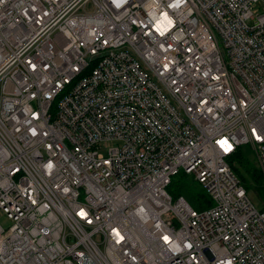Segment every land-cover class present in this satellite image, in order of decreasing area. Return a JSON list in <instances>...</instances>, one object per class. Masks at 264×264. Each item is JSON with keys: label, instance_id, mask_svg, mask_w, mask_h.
<instances>
[{"label": "built area", "instance_id": "obj_1", "mask_svg": "<svg viewBox=\"0 0 264 264\" xmlns=\"http://www.w3.org/2000/svg\"><path fill=\"white\" fill-rule=\"evenodd\" d=\"M238 145L264 181V0H0V264H264Z\"/></svg>", "mask_w": 264, "mask_h": 264}, {"label": "trees", "instance_id": "obj_2", "mask_svg": "<svg viewBox=\"0 0 264 264\" xmlns=\"http://www.w3.org/2000/svg\"><path fill=\"white\" fill-rule=\"evenodd\" d=\"M226 162L246 195L254 193L258 204L264 207V183L254 156L247 145H238L226 157ZM170 197L182 196L192 208L201 209L211 205V201L200 183L191 175L178 170L170 179L167 187Z\"/></svg>", "mask_w": 264, "mask_h": 264}, {"label": "rangeland", "instance_id": "obj_3", "mask_svg": "<svg viewBox=\"0 0 264 264\" xmlns=\"http://www.w3.org/2000/svg\"><path fill=\"white\" fill-rule=\"evenodd\" d=\"M113 145V143L112 142H106V143H101L100 144V147H101V149H100V152H105V149L107 148V147H109V146H112ZM249 147V146H248ZM250 148V147H249ZM250 150H251V152H252V154H253V156H254V152H253V150L250 148ZM254 159H255V156H254ZM255 163H256V160H255ZM256 165H257V163H256ZM259 170V169H258ZM260 172V171H259ZM262 177V176H261ZM262 180H263V178H262ZM263 183H264V181H263ZM249 199L251 200V202L257 207V208H260L261 207V205L260 204H258V201H257V198H256V196H255V194L254 193H249ZM0 225L1 226H3V227H6L7 225H9V220L6 218V216H5V214L0 210Z\"/></svg>", "mask_w": 264, "mask_h": 264}]
</instances>
